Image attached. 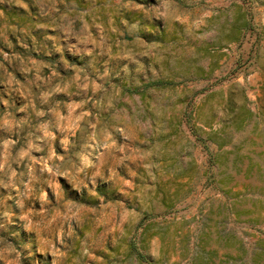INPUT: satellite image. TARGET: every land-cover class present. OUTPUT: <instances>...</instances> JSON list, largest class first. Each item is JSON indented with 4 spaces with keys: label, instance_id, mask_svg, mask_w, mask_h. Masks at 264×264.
I'll return each instance as SVG.
<instances>
[{
    "label": "rangeland",
    "instance_id": "374dc122",
    "mask_svg": "<svg viewBox=\"0 0 264 264\" xmlns=\"http://www.w3.org/2000/svg\"><path fill=\"white\" fill-rule=\"evenodd\" d=\"M0 264H264V0H0Z\"/></svg>",
    "mask_w": 264,
    "mask_h": 264
},
{
    "label": "trees",
    "instance_id": "16d2710c",
    "mask_svg": "<svg viewBox=\"0 0 264 264\" xmlns=\"http://www.w3.org/2000/svg\"><path fill=\"white\" fill-rule=\"evenodd\" d=\"M246 26H247L246 20H243V21L235 20L231 25V31L229 34V36H230L229 38L232 40H237L241 36V34L243 33V29H245ZM159 82H160V80H154L151 83L158 84ZM137 253L141 259H145V255L143 253H141V252H137Z\"/></svg>",
    "mask_w": 264,
    "mask_h": 264
}]
</instances>
